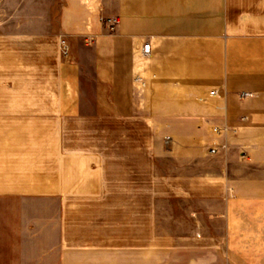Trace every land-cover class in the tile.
Here are the masks:
<instances>
[{
    "label": "crops",
    "instance_id": "1",
    "mask_svg": "<svg viewBox=\"0 0 264 264\" xmlns=\"http://www.w3.org/2000/svg\"><path fill=\"white\" fill-rule=\"evenodd\" d=\"M0 205V264H264V0H0Z\"/></svg>",
    "mask_w": 264,
    "mask_h": 264
},
{
    "label": "built area",
    "instance_id": "2",
    "mask_svg": "<svg viewBox=\"0 0 264 264\" xmlns=\"http://www.w3.org/2000/svg\"><path fill=\"white\" fill-rule=\"evenodd\" d=\"M103 20L105 21V19H103ZM107 21L110 23V31H112V32L116 31V29L119 25V20L117 18H112V19H108ZM60 48H61L63 56L68 58L70 56L71 50H70V45L67 42V40L62 39L60 41ZM150 52H151V44L146 43L144 45V48H143V53H144V55H149ZM212 94L214 95L215 92H212ZM249 95L250 94L243 93V94H241V97L245 98V97H248ZM214 132L216 134H222L223 132H226V128L215 127Z\"/></svg>",
    "mask_w": 264,
    "mask_h": 264
},
{
    "label": "rangeland",
    "instance_id": "3",
    "mask_svg": "<svg viewBox=\"0 0 264 264\" xmlns=\"http://www.w3.org/2000/svg\"><path fill=\"white\" fill-rule=\"evenodd\" d=\"M60 52H61V54H62V51H61V48H60ZM71 53V52H70ZM62 56H63V54H62ZM64 57V56H63ZM66 58V57H65ZM0 206H2V205H0Z\"/></svg>",
    "mask_w": 264,
    "mask_h": 264
}]
</instances>
